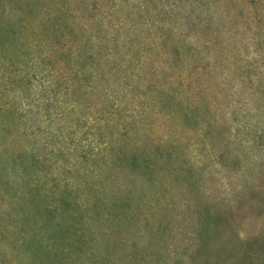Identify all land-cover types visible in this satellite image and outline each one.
<instances>
[{
  "label": "rangeland",
  "instance_id": "obj_1",
  "mask_svg": "<svg viewBox=\"0 0 264 264\" xmlns=\"http://www.w3.org/2000/svg\"><path fill=\"white\" fill-rule=\"evenodd\" d=\"M0 264H264V0H0Z\"/></svg>",
  "mask_w": 264,
  "mask_h": 264
},
{
  "label": "trees",
  "instance_id": "obj_2",
  "mask_svg": "<svg viewBox=\"0 0 264 264\" xmlns=\"http://www.w3.org/2000/svg\"><path fill=\"white\" fill-rule=\"evenodd\" d=\"M135 162H134V164H136V160H134ZM147 167H149V165H147Z\"/></svg>",
  "mask_w": 264,
  "mask_h": 264
}]
</instances>
